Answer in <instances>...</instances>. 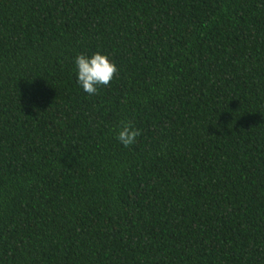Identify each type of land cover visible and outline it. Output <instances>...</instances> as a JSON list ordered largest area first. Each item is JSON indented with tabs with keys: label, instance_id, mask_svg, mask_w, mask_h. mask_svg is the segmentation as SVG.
Listing matches in <instances>:
<instances>
[{
	"label": "trees",
	"instance_id": "16d2710c",
	"mask_svg": "<svg viewBox=\"0 0 264 264\" xmlns=\"http://www.w3.org/2000/svg\"><path fill=\"white\" fill-rule=\"evenodd\" d=\"M0 264H264V0H0Z\"/></svg>",
	"mask_w": 264,
	"mask_h": 264
},
{
	"label": "clouds",
	"instance_id": "9594fccd",
	"mask_svg": "<svg viewBox=\"0 0 264 264\" xmlns=\"http://www.w3.org/2000/svg\"><path fill=\"white\" fill-rule=\"evenodd\" d=\"M75 62L78 69L77 82L89 95L97 94L99 86L109 85L118 71L115 63L99 52L91 57L80 54ZM139 135L140 130L134 128L131 122H122L116 138L127 148L136 143Z\"/></svg>",
	"mask_w": 264,
	"mask_h": 264
}]
</instances>
